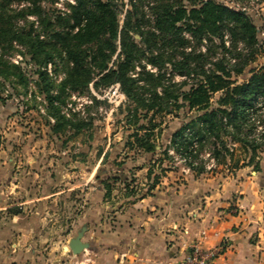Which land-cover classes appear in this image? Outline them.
<instances>
[{
    "label": "trees",
    "instance_id": "16d2710c",
    "mask_svg": "<svg viewBox=\"0 0 264 264\" xmlns=\"http://www.w3.org/2000/svg\"><path fill=\"white\" fill-rule=\"evenodd\" d=\"M127 1L121 24L118 0L66 1L65 11L44 0H0V78H16L27 87L21 66L5 57L18 44L36 65L35 83L55 119L53 131L85 125L61 111L68 90L118 83L134 104L127 122L137 121L139 112L149 121L162 113L182 118L163 151L171 162L178 156L198 174L208 159L229 164L240 149L249 156L237 158L234 167L242 160L258 169L256 158L264 152V68L238 79L258 53L251 17L219 0ZM156 127L135 128L143 130L132 134L138 148L156 150Z\"/></svg>",
    "mask_w": 264,
    "mask_h": 264
},
{
    "label": "crops",
    "instance_id": "0c3cea01",
    "mask_svg": "<svg viewBox=\"0 0 264 264\" xmlns=\"http://www.w3.org/2000/svg\"><path fill=\"white\" fill-rule=\"evenodd\" d=\"M12 112L0 109V264H179L202 231L205 247L227 241L214 264H264V179L254 164L197 174L175 158L159 167V143L123 158L129 147L110 137L85 148L46 142L42 127L33 135ZM170 118L179 123H168L164 143L183 124ZM81 187L87 205L77 212ZM79 232L88 247L74 254L66 247Z\"/></svg>",
    "mask_w": 264,
    "mask_h": 264
},
{
    "label": "rangeland",
    "instance_id": "374dc122",
    "mask_svg": "<svg viewBox=\"0 0 264 264\" xmlns=\"http://www.w3.org/2000/svg\"><path fill=\"white\" fill-rule=\"evenodd\" d=\"M66 1L73 2L74 0H44V3L48 6H54L60 11H65L67 8ZM224 2L236 9L244 10L249 17L253 20L258 28V53L252 62L247 66L245 73L238 76L239 81H243L245 78L249 77L250 69H262L264 68V0H219ZM185 3H190L185 0ZM17 6L16 4H13ZM119 8L122 10L120 23L122 24L126 9L129 8L127 0H118ZM30 18H34L30 16ZM134 37L138 40L139 36L137 34ZM5 57L10 59L12 62L21 66L22 71L26 77H28V85L24 87L19 79L7 80L0 78V109H5L8 111H13L16 119L23 123L29 132L33 135H37L38 131L43 129L41 133H44V141L50 142L55 140L62 145H71V147L76 146L78 148H85L90 143H97L98 145H103L107 142L108 137H110L112 147L115 145L124 147H129V150L125 152L122 157L127 158L133 156L136 151L131 152V147H137L135 137L132 136L134 132H139L141 134L143 130L135 131V128L139 126L140 123H144L146 127H151L152 123H156L157 127L154 129L155 142L159 143L162 147L161 154H159L154 162L160 164L167 161L169 164L171 162L163 151L165 146L168 145L164 143V136L168 123L170 127L177 126L179 121L174 118L171 119L168 114H159L153 120L149 121V116L147 118H142V113L139 112L137 116V121L132 119L127 122L126 117L128 116L127 109L133 107L134 104L130 102L126 96H121L119 91H121L119 84L114 83L119 88L116 90L114 87H97L95 88L92 83H90L89 88L85 89L83 92H78L74 90H68L65 95L63 104L61 105V111L68 118H72V121L77 123L83 121L85 123L84 127L76 130L75 127L66 125L64 128L55 131L59 133L54 139L51 137L52 125L55 122L54 117L50 116L47 112V101L44 96L38 91L37 85L35 83L36 73L34 72L36 65L30 59L29 54L26 50L15 44L14 48L5 54ZM115 59V56L113 57ZM51 70V66H48ZM63 77V72L57 73L56 82H59ZM119 90V91H118ZM53 118V120L51 118ZM139 120V121H138ZM168 129V128H167ZM40 133V132H39ZM119 138V139H117ZM73 145V146H72ZM85 146V147H84ZM123 147V148H124ZM85 154L83 150H78L76 154ZM208 152H204V157L208 158ZM249 156L248 153L240 149H236L234 152V159L229 163V167H234V161L239 159H245ZM260 161V166L257 174H261L264 179V152L259 154L256 158ZM213 163L211 166L212 170H219L225 166L226 163L216 164L214 160L208 159L206 165ZM228 164V163H227ZM239 166V165H238ZM237 166V167H238ZM106 168L105 165L97 166L94 175H102L103 169ZM162 168V167H161ZM164 169V168H163ZM254 169V165L251 166ZM82 170L77 168V180L82 179ZM93 176V181H94ZM84 188L76 190L75 200L77 212L82 211L87 205L86 198L84 197Z\"/></svg>",
    "mask_w": 264,
    "mask_h": 264
},
{
    "label": "built area",
    "instance_id": "2783aa9c",
    "mask_svg": "<svg viewBox=\"0 0 264 264\" xmlns=\"http://www.w3.org/2000/svg\"><path fill=\"white\" fill-rule=\"evenodd\" d=\"M113 87L116 90L119 88L115 84H112L110 86V88H113ZM119 94L121 96H124L123 92L119 91ZM51 119L53 120V118ZM169 152L173 153V150L169 149ZM176 158L180 162L183 161V159L178 156H176ZM211 166H214L213 163H211L210 165H207V168L210 169ZM204 237H205V232L202 231L200 238H196V240L190 245V249L188 253L182 259V261L179 262V264H214L215 263L216 258L222 253V250L226 246L227 241L226 240L222 241L220 245L205 247L202 243Z\"/></svg>",
    "mask_w": 264,
    "mask_h": 264
},
{
    "label": "water",
    "instance_id": "95a60500",
    "mask_svg": "<svg viewBox=\"0 0 264 264\" xmlns=\"http://www.w3.org/2000/svg\"><path fill=\"white\" fill-rule=\"evenodd\" d=\"M264 184V182H263ZM83 232H79L75 237H73L66 248L71 250L74 254L80 253L82 250L88 247V244L81 240Z\"/></svg>",
    "mask_w": 264,
    "mask_h": 264
}]
</instances>
